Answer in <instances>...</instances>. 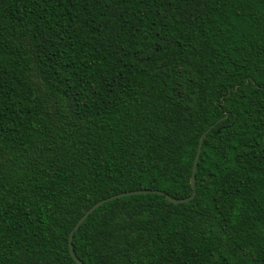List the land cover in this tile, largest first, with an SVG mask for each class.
Segmentation results:
<instances>
[{
    "label": "trees",
    "instance_id": "1",
    "mask_svg": "<svg viewBox=\"0 0 264 264\" xmlns=\"http://www.w3.org/2000/svg\"><path fill=\"white\" fill-rule=\"evenodd\" d=\"M133 190L83 264H264V0H0V264H76Z\"/></svg>",
    "mask_w": 264,
    "mask_h": 264
},
{
    "label": "water",
    "instance_id": "2",
    "mask_svg": "<svg viewBox=\"0 0 264 264\" xmlns=\"http://www.w3.org/2000/svg\"><path fill=\"white\" fill-rule=\"evenodd\" d=\"M211 127H209L208 129H206L204 131V133H202V135L199 138L198 141V145H197V149H196V153L194 156V160H193V165H192V171H191V176H190V185L192 188H194V183H195V173H196V169H197V163L199 160V156H200V152H201V147H202V141L204 139V136L206 135V133L210 130ZM150 193H158V194H163L162 192L159 191H154V190H133V191H125V192H120L114 195H111L107 198L101 199L99 201H97L96 203H94L79 219L78 221L75 223V225L73 226L72 230L69 232L68 235V248H69V253L70 256L72 257V259L74 260V262L76 264H83L75 255L74 251H73V247H72V236L73 233L79 228V226L85 221V219L94 211L96 210L99 206H101L102 204H104L105 202H109L112 201L114 199L120 198V197H124V196H130V195H139V194H150ZM194 192L186 198L183 199H175L170 197L169 195H165V198L167 201L174 203V204H181V203H185L188 202L189 200H191L194 197Z\"/></svg>",
    "mask_w": 264,
    "mask_h": 264
}]
</instances>
